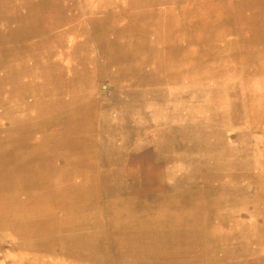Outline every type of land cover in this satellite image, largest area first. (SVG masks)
I'll use <instances>...</instances> for the list:
<instances>
[{"label":"rangeland","instance_id":"rangeland-1","mask_svg":"<svg viewBox=\"0 0 264 264\" xmlns=\"http://www.w3.org/2000/svg\"><path fill=\"white\" fill-rule=\"evenodd\" d=\"M0 264H264V0H0Z\"/></svg>","mask_w":264,"mask_h":264}]
</instances>
